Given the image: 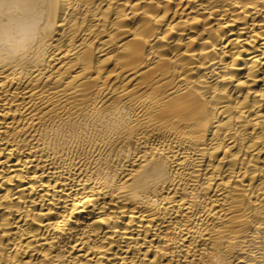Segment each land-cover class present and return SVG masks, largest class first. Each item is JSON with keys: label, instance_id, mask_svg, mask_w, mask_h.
I'll return each mask as SVG.
<instances>
[{"label": "bare ground", "instance_id": "obj_1", "mask_svg": "<svg viewBox=\"0 0 264 264\" xmlns=\"http://www.w3.org/2000/svg\"><path fill=\"white\" fill-rule=\"evenodd\" d=\"M0 264H264V0H0Z\"/></svg>", "mask_w": 264, "mask_h": 264}]
</instances>
